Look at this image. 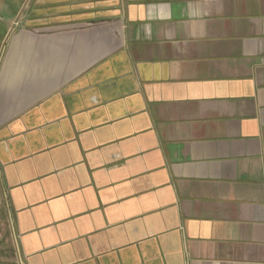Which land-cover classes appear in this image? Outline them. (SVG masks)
Here are the masks:
<instances>
[{"label": "crops", "instance_id": "1", "mask_svg": "<svg viewBox=\"0 0 264 264\" xmlns=\"http://www.w3.org/2000/svg\"><path fill=\"white\" fill-rule=\"evenodd\" d=\"M25 10L0 17V264H264V0Z\"/></svg>", "mask_w": 264, "mask_h": 264}, {"label": "rangeland", "instance_id": "2", "mask_svg": "<svg viewBox=\"0 0 264 264\" xmlns=\"http://www.w3.org/2000/svg\"><path fill=\"white\" fill-rule=\"evenodd\" d=\"M29 0H0V17L20 19L26 15ZM21 6L24 9H21ZM19 8V9H18Z\"/></svg>", "mask_w": 264, "mask_h": 264}, {"label": "trees", "instance_id": "3", "mask_svg": "<svg viewBox=\"0 0 264 264\" xmlns=\"http://www.w3.org/2000/svg\"><path fill=\"white\" fill-rule=\"evenodd\" d=\"M1 27H4V26H1Z\"/></svg>", "mask_w": 264, "mask_h": 264}]
</instances>
